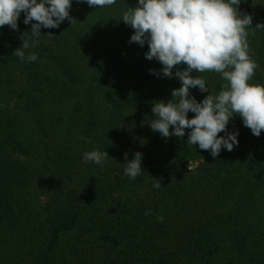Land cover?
I'll return each mask as SVG.
<instances>
[{
    "label": "trees",
    "instance_id": "1",
    "mask_svg": "<svg viewBox=\"0 0 264 264\" xmlns=\"http://www.w3.org/2000/svg\"><path fill=\"white\" fill-rule=\"evenodd\" d=\"M71 3L73 20L41 33L36 47H31L37 39L31 34L36 22L25 25L23 12L18 30L0 27V91L7 103L14 102L0 107V264L7 261L1 257L3 249L22 239L21 244L34 245L32 264H264V130L254 136L235 115L226 131H238V146L231 152L222 147L216 158L187 143L190 129L183 138L154 132L153 103L172 100V89L181 86L175 71L186 65L174 67L171 79L150 73L162 65L145 58L147 42L143 47L129 43L134 29L121 19L138 0H116L104 8ZM237 10L252 16L251 28L264 23V0H241ZM255 31L264 47V29ZM23 34L30 44L26 56L35 53L34 62H22L13 54ZM112 46L121 59L120 78L113 75V61L100 52ZM250 56L258 67L248 83L264 85V51L250 49ZM192 75L202 76L212 94L225 83L217 73ZM147 86L143 102L138 92ZM189 91L197 102L210 94L198 88ZM90 93H100L110 104L103 121L110 122L112 131H103L98 139L108 141L118 129L111 124H123L126 140L118 142V151L124 158L115 175L89 186L83 179L70 187L56 172L52 175L49 168L31 161L34 145L29 138L41 142L55 136L54 124L45 117L54 98ZM78 99L75 122L87 116L89 107L83 97ZM129 113L141 119L151 142L131 145L135 128L124 125ZM194 115L188 113L189 118ZM94 118L91 114L87 120L93 131ZM136 152L142 153V171L132 179L124 175L125 153L130 161ZM159 182L161 187L154 188ZM28 187L51 197L34 216L23 195Z\"/></svg>",
    "mask_w": 264,
    "mask_h": 264
},
{
    "label": "clouds",
    "instance_id": "2",
    "mask_svg": "<svg viewBox=\"0 0 264 264\" xmlns=\"http://www.w3.org/2000/svg\"><path fill=\"white\" fill-rule=\"evenodd\" d=\"M77 2L104 8L114 5L116 0ZM240 3L241 0H138L135 7H128L121 15L123 22L134 29L129 43L143 47L147 42L149 51L145 58L156 59L162 65L160 71L150 69V73L171 79L174 67L186 65L183 70L175 71L181 86L172 89V100L153 103L155 119L151 120L150 128L164 138H183L185 129H190L187 143L210 151L213 158L218 157L222 147L231 152L238 146V131H226L235 115L242 118L254 136L259 137L264 130V85L248 83L258 67L250 56L248 29L253 32L264 29V23L251 28L252 16L238 12ZM71 6V0H0V27L9 25L12 30H18L17 21L23 12L25 25L36 22L31 26L32 36L37 37L31 47H36L41 28H58L66 19L73 20L69 15ZM24 34L21 46L13 54L22 62L25 59L34 62L35 53L26 56L30 44L23 39ZM193 71L220 74L225 83L218 93L212 94L205 79L200 75L194 78ZM190 88L210 94L197 102L190 96ZM189 112L195 114L193 118L188 117ZM221 132L225 135L218 137ZM108 157L106 151L83 154L84 162L98 165ZM125 161L124 175L135 179L142 171V153L136 152L130 161L125 153ZM153 187L159 188L161 183Z\"/></svg>",
    "mask_w": 264,
    "mask_h": 264
},
{
    "label": "rangeland",
    "instance_id": "3",
    "mask_svg": "<svg viewBox=\"0 0 264 264\" xmlns=\"http://www.w3.org/2000/svg\"><path fill=\"white\" fill-rule=\"evenodd\" d=\"M48 30L47 28H41L40 33L47 32ZM248 41L249 48L255 51V53L264 51L263 37L260 35V32L249 30ZM100 52L103 55L107 54V58L111 62L113 61L111 64L113 75L115 78H120L122 67L119 66L121 59L118 57V49L112 46L109 50H100ZM122 58H125V53L122 54ZM85 69L88 70L90 67H86ZM90 75L91 73H87V77H90ZM93 76L96 77V74H93ZM87 83L89 86L91 79ZM149 90L150 87L147 86L138 92L143 102ZM85 93L83 91V94ZM129 94L133 96L131 92ZM82 97L85 102L87 101L89 106L87 108V116L80 113L83 117H79L76 123L73 119L74 116L76 117L75 101ZM7 101L4 94L0 91V107H5L10 103L14 106V102L7 103ZM109 108L110 104L100 93H90L87 97L80 94L78 97L54 98L47 107L45 117L54 124L53 131L55 132V136L52 139L35 142L34 137L29 135V140L34 145L31 161L41 166H46V168L50 169L49 172L52 175L56 172L59 179L66 186L70 187L78 185L83 179L86 185L89 186V184H94L95 180L105 175L109 177L115 175L116 172L113 173V171L118 161L124 158V156L119 155L118 142L125 141L126 139L123 138L126 137L124 136L125 130H121L123 129V124L121 122H114L111 125L118 128L115 130L116 137L108 136V141H103L102 138L98 139L99 134L103 131L106 134L112 131L110 122L103 121L104 115L108 112ZM91 114L95 115V122L93 121L92 124L95 131L90 129V126L87 124V120L90 119ZM151 117L154 119V114ZM131 123L133 124V128H135L131 131L130 137L133 147L143 146L147 141L151 142L145 133V125L141 122V119L129 113L124 125H130ZM93 150L100 152L106 151L109 156L108 159L100 165L92 161L84 162L83 154ZM127 156L129 157V155ZM23 195L25 200L28 201L29 213L33 214V216L35 212L44 209L46 204L51 201L49 194H43L40 191L34 192L30 187L23 192ZM22 241L24 240L22 239ZM21 242L16 241L3 249L1 257L7 260L6 264H32V260L34 259V251L32 250V248L34 249L33 243L21 244Z\"/></svg>",
    "mask_w": 264,
    "mask_h": 264
}]
</instances>
